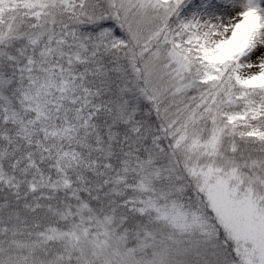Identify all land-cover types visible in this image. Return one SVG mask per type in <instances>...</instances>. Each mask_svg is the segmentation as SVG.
<instances>
[{
    "label": "snow or ice",
    "instance_id": "1",
    "mask_svg": "<svg viewBox=\"0 0 264 264\" xmlns=\"http://www.w3.org/2000/svg\"><path fill=\"white\" fill-rule=\"evenodd\" d=\"M0 264H264V0H0Z\"/></svg>",
    "mask_w": 264,
    "mask_h": 264
}]
</instances>
